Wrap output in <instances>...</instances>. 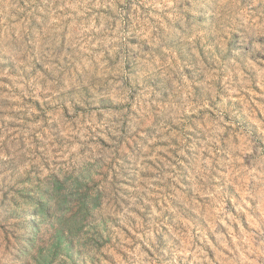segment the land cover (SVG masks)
I'll list each match as a JSON object with an SVG mask.
<instances>
[{
	"label": "clouds",
	"instance_id": "obj_1",
	"mask_svg": "<svg viewBox=\"0 0 264 264\" xmlns=\"http://www.w3.org/2000/svg\"><path fill=\"white\" fill-rule=\"evenodd\" d=\"M0 264H264V0H0Z\"/></svg>",
	"mask_w": 264,
	"mask_h": 264
}]
</instances>
